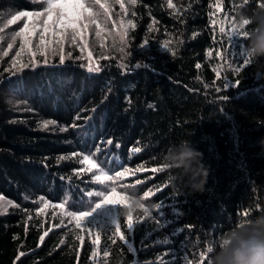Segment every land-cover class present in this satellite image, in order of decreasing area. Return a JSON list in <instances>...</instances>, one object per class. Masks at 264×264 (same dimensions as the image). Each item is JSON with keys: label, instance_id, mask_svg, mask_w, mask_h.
<instances>
[{"label": "trees", "instance_id": "1", "mask_svg": "<svg viewBox=\"0 0 264 264\" xmlns=\"http://www.w3.org/2000/svg\"><path fill=\"white\" fill-rule=\"evenodd\" d=\"M107 1L98 16L123 35L89 57L16 60L0 39V264H207L232 222L264 208V58L242 67L229 37L254 29L264 0ZM46 6L0 0V36L6 17ZM113 191L133 205L131 231L127 204L96 203ZM88 209L84 225L67 215Z\"/></svg>", "mask_w": 264, "mask_h": 264}, {"label": "snow or ice", "instance_id": "2", "mask_svg": "<svg viewBox=\"0 0 264 264\" xmlns=\"http://www.w3.org/2000/svg\"><path fill=\"white\" fill-rule=\"evenodd\" d=\"M96 5H100V8H97ZM123 7V5H121ZM103 9L104 12H107V7L102 3V0H91L90 3L86 4L84 0H47V6L42 9L43 17L41 15V12H20L17 13L16 16L12 18V20H16L19 18V16H27L31 19V25L28 23H25L24 27L20 29L19 33H14L12 35V39L15 40L16 35H24L25 33H28L30 35L31 31L37 27H41L43 31L41 32V41L40 46L41 50H43V47L49 43L46 42L43 39V35L46 32H53L54 35L57 37H60V40L57 41V43L60 45V48L63 47V38L69 34L72 35L74 38L75 35L83 34V30L86 29L89 25V23L94 22L95 17H97L100 14V10ZM12 21H9L11 23ZM245 23H248V21H245ZM233 31L229 33V37H232V35L235 33L238 35L241 39L242 44V54L244 56V62L243 66H246L249 64V59L247 56H250V53H247L245 55V45L244 41L248 40L250 34L248 31H242V30H235V26H233ZM0 39H3L2 36H0ZM29 36L24 37V42L28 43ZM11 47V44L9 45ZM52 54H55V49L51 50ZM217 55H220L219 52H217ZM60 59L63 60V55L60 56ZM46 62V61H45ZM24 65H21L23 67ZM234 83H239V80H236ZM225 87H228V84L226 83L224 85ZM54 123V121H52ZM87 159V158H86ZM150 193L145 192L144 196H149ZM91 193H89V196ZM119 194L113 193L111 194H105L104 199L97 201V204H102L106 202H118L119 204H127L128 207L126 209V213L128 216V229L131 231L133 228V220H132V204H128V201L121 198L116 199V197ZM14 203V202H12ZM136 206L139 208L144 209V215H149L148 209L144 207L143 204H140L138 201L136 202ZM0 209H3L4 211H7L6 208H4L3 204H0ZM39 211V209H37ZM91 209H88V211H78V212H72L67 213V215L72 216L77 225H84L82 224V220L84 217L89 215V212ZM143 219V217H141ZM116 232L120 231L119 222L114 225ZM123 238V237H121ZM203 255V254H202Z\"/></svg>", "mask_w": 264, "mask_h": 264}, {"label": "clouds", "instance_id": "3", "mask_svg": "<svg viewBox=\"0 0 264 264\" xmlns=\"http://www.w3.org/2000/svg\"><path fill=\"white\" fill-rule=\"evenodd\" d=\"M254 21L247 51L259 60L264 58V6L257 11ZM254 66L264 75V64ZM182 150L188 153V165L199 155L188 143L182 146ZM192 188L202 190L203 183L196 182ZM206 256L207 264H264V208L232 222L227 231L209 245Z\"/></svg>", "mask_w": 264, "mask_h": 264}, {"label": "rangeland", "instance_id": "4", "mask_svg": "<svg viewBox=\"0 0 264 264\" xmlns=\"http://www.w3.org/2000/svg\"><path fill=\"white\" fill-rule=\"evenodd\" d=\"M107 3H109L107 0H104ZM104 1H102L105 5H107ZM86 4L90 3L91 0H84ZM110 4V3H109ZM111 6V4H110ZM112 7V6H111ZM43 17V13L41 14ZM16 16H10L6 17L1 25H2V37L3 41L2 44L5 46L8 44V48L6 50L8 51L10 48H13L14 52L16 53L17 58L19 60H22L25 56L29 55L30 58L38 56L39 52L45 53V56L51 55V50L55 49L56 51H59V53H63V51H68L67 47L71 49H77L80 47L84 48L85 55L89 57V52L87 51V46L89 44H92L96 42L98 45L100 42L107 43L108 38L112 37L114 39L120 38L123 35V32L119 30H114L112 34V29L115 27L114 23L111 20L104 21L100 16L95 17L94 22L89 23L88 27L83 30V34H77L73 38L71 34L65 36L63 38V47L60 48V45L57 43L58 40H60V37H57L53 34V32H46L43 35V39L47 43L43 50H41L40 41H41V32L43 29L41 27H37L33 29L30 33H25L24 35H16L15 40L12 39V35L14 33H19L20 29L24 27L25 23H28L31 25V19H24L22 21H19V18L16 20H12V18ZM9 21H12L9 23ZM113 26V27H112ZM29 36L28 43L24 42V37ZM11 44V47L9 45ZM13 44V45H12ZM96 44L92 46V52L95 53V49L99 50V46L104 49L103 45H98L96 47ZM81 48V50H83ZM13 52V51H12ZM9 201L0 197V204H3L4 208H6L9 205ZM3 210V209H0Z\"/></svg>", "mask_w": 264, "mask_h": 264}]
</instances>
